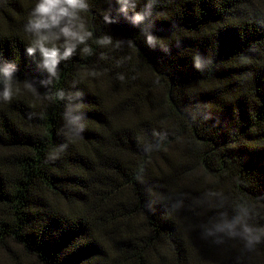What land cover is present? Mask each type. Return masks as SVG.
I'll return each instance as SVG.
<instances>
[{
	"label": "trees",
	"instance_id": "1",
	"mask_svg": "<svg viewBox=\"0 0 264 264\" xmlns=\"http://www.w3.org/2000/svg\"><path fill=\"white\" fill-rule=\"evenodd\" d=\"M38 2L0 0V255L264 264V0H86L55 76Z\"/></svg>",
	"mask_w": 264,
	"mask_h": 264
},
{
	"label": "clouds",
	"instance_id": "2",
	"mask_svg": "<svg viewBox=\"0 0 264 264\" xmlns=\"http://www.w3.org/2000/svg\"><path fill=\"white\" fill-rule=\"evenodd\" d=\"M122 11H127L129 0H120ZM135 5L133 4L132 7ZM88 9L86 0H39L35 5L29 17L25 30L34 35L35 39L31 46L27 47L26 51L29 55H34L39 51L42 56V66L47 71L55 76L56 69L60 58L70 57L77 43H85L86 37L91 33H86L83 30V24L78 27L75 21L79 19L78 13ZM134 21L138 22L143 19L142 15L136 13L133 17ZM58 29V31H53ZM64 39L63 53L53 44L49 47L48 44L53 40ZM152 36H148L149 42L153 41ZM102 43H109L110 40H103ZM87 51V49H85ZM14 66L0 68V73L3 74V89L0 90V100L5 103H10L13 97L12 78ZM232 227V225H227ZM245 231H250L245 229Z\"/></svg>",
	"mask_w": 264,
	"mask_h": 264
},
{
	"label": "rangeland",
	"instance_id": "3",
	"mask_svg": "<svg viewBox=\"0 0 264 264\" xmlns=\"http://www.w3.org/2000/svg\"><path fill=\"white\" fill-rule=\"evenodd\" d=\"M17 251L20 253V255H23L20 252V250L17 249ZM22 257H23V259H24V261H25L26 264H37L35 262V260L33 258H31V257H26L24 255ZM0 264H10L9 259L7 258V256L4 253H2L0 255Z\"/></svg>",
	"mask_w": 264,
	"mask_h": 264
}]
</instances>
